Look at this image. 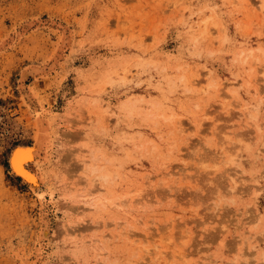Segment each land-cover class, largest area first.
<instances>
[{"label": "rangeland", "instance_id": "obj_1", "mask_svg": "<svg viewBox=\"0 0 264 264\" xmlns=\"http://www.w3.org/2000/svg\"><path fill=\"white\" fill-rule=\"evenodd\" d=\"M64 25L25 79L54 132L41 198L9 155ZM42 206L43 264H264V0H0V264Z\"/></svg>", "mask_w": 264, "mask_h": 264}, {"label": "bare ground", "instance_id": "obj_2", "mask_svg": "<svg viewBox=\"0 0 264 264\" xmlns=\"http://www.w3.org/2000/svg\"><path fill=\"white\" fill-rule=\"evenodd\" d=\"M62 27L63 35L62 33H60L61 35L59 36L58 43L55 45L57 46V48H55V51L53 50L54 52L50 55L51 57L49 58L52 63H46V65H50V67H46V65L43 66L34 64L25 67L21 72V74L23 75L21 77L22 80L20 84L22 85L19 86V89L20 91L21 89H24V94H22V96L35 116V142L31 145H16L14 146V148H12L9 155V165L11 173L16 177H19L22 183L28 185L29 188L41 198L44 196V192L49 189V187L46 185V178L43 176V174L40 171L32 169V165L47 161L49 159L54 132L51 126L52 122L48 118L47 113L43 105L39 101L37 94L33 92V89L29 85L25 84V79L29 74L33 76L40 72L42 74V72H45L44 69L47 68L48 71H54L56 69L59 63L61 52L64 50V48L68 47L73 42V34L72 31H70L71 29H68L66 25ZM49 73L50 72H48V74ZM50 233L51 219L47 215V211L45 210L44 206H42L40 214V226L37 236V247L34 249V251L32 250L33 253L31 255H27L25 253H22L20 255L22 264H43L42 257L40 261V256L43 248L39 250L38 244L40 245V241L44 239H48L49 241Z\"/></svg>", "mask_w": 264, "mask_h": 264}]
</instances>
